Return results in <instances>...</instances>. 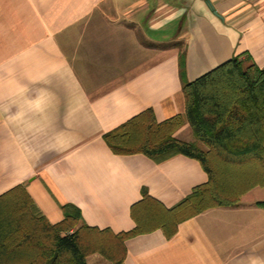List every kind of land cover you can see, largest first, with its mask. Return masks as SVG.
Listing matches in <instances>:
<instances>
[{
    "label": "crops",
    "instance_id": "0c3cea01",
    "mask_svg": "<svg viewBox=\"0 0 264 264\" xmlns=\"http://www.w3.org/2000/svg\"><path fill=\"white\" fill-rule=\"evenodd\" d=\"M241 54L264 68V0H0V195L23 185L50 224L73 205L80 225L113 235L135 227L142 188L175 206L207 181L196 160L114 155L103 136L146 110L182 115V80ZM263 199L256 187L169 239L125 240L120 264H264Z\"/></svg>",
    "mask_w": 264,
    "mask_h": 264
},
{
    "label": "trees",
    "instance_id": "16d2710c",
    "mask_svg": "<svg viewBox=\"0 0 264 264\" xmlns=\"http://www.w3.org/2000/svg\"><path fill=\"white\" fill-rule=\"evenodd\" d=\"M179 69L182 74L181 58ZM181 92L182 115L157 123L146 110L103 139L114 155L141 154L155 163L175 155L196 160L206 183L169 209L142 188L130 208L135 227L117 235L80 225L73 205L61 206L63 219L50 224L17 185L0 195V264H87L93 254L120 264L125 240L156 229L169 239L181 222L207 209L235 206L244 191L264 185V68L247 54L234 56L193 81L182 80ZM185 124L192 141L174 137ZM242 178L250 187L231 186ZM256 205L264 210V200Z\"/></svg>",
    "mask_w": 264,
    "mask_h": 264
},
{
    "label": "rangeland",
    "instance_id": "374dc122",
    "mask_svg": "<svg viewBox=\"0 0 264 264\" xmlns=\"http://www.w3.org/2000/svg\"><path fill=\"white\" fill-rule=\"evenodd\" d=\"M181 136H182V139H184V140H186V141H192L193 140V138H192V136L191 135H189L187 132H185V133H182L181 134ZM243 180H241V179H239V180H235L234 182H233V184L231 183V186L232 187H237L236 189H240L241 187L242 188H245V186H247L248 185V183H247V181L245 180V178H242ZM249 186V185H248ZM250 187V186H249ZM256 187H264V185H255V186H252V187H250L249 189H247L246 191H244L243 193H242V195H244V194H246L248 191H251L252 189H254V188H256ZM241 188V189H242ZM241 195V196H242ZM240 196V197H241ZM240 197H239V200H240ZM238 200V201H239ZM264 200V199H263ZM258 202H256L255 203V206L256 207H258L256 204H257ZM259 208V207H258Z\"/></svg>",
    "mask_w": 264,
    "mask_h": 264
}]
</instances>
